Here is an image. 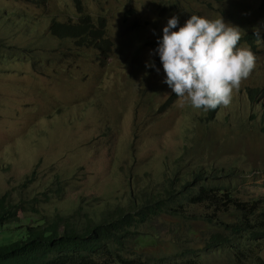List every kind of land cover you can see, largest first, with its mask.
<instances>
[{"label":"rangeland","instance_id":"374dc122","mask_svg":"<svg viewBox=\"0 0 264 264\" xmlns=\"http://www.w3.org/2000/svg\"><path fill=\"white\" fill-rule=\"evenodd\" d=\"M83 14L103 23L113 41L103 64L97 50L50 31L54 20L76 23ZM192 14L222 16L242 37L256 29L261 37L255 68L212 119L179 106L177 96L168 102L174 93L162 83L158 47L148 43L163 36L173 15L183 26ZM0 40V196L23 204L24 227L77 213L100 221L109 210L139 205L146 189L162 191L172 175L175 188L187 180L195 188L230 184L242 201L264 199V0H0ZM150 61L155 67H146ZM248 87L262 90L252 99ZM199 168L209 175L195 181L190 173ZM205 210L186 204L189 215ZM220 218L231 223L236 213ZM211 229L162 213L119 251L177 257L194 248L199 264H258L207 248ZM13 238L5 226L0 242ZM258 249L264 261V240Z\"/></svg>","mask_w":264,"mask_h":264},{"label":"trees","instance_id":"16d2710c","mask_svg":"<svg viewBox=\"0 0 264 264\" xmlns=\"http://www.w3.org/2000/svg\"><path fill=\"white\" fill-rule=\"evenodd\" d=\"M76 1L80 3V0ZM50 31L59 39L72 38L80 46L97 50V58L102 64L105 63L103 58L111 56L113 44L105 35L103 23L94 24L88 14L81 15L80 21L76 23L54 20ZM257 40L255 32H247L241 39L250 43L253 52L256 51ZM161 41L162 38L148 43L156 47ZM3 47L5 44L0 40V49ZM157 63L162 65L159 57ZM247 90L252 99H255L256 95L258 97L260 92L254 87H248ZM175 97V94L171 95L168 102ZM219 109L220 107L209 110L208 119L215 117ZM190 175L193 180L198 181L201 178L206 179L209 172L199 168L193 170ZM221 176L229 175L223 173ZM167 182L169 186L166 185L157 193L144 190L139 205L109 210L100 221H95L88 214L83 216L77 213L70 217H44L25 227L19 222V210L25 209L23 204L14 202L9 194L2 195L0 232L5 226H9L15 239L0 242V264H199L198 250L194 248L185 249L178 253L177 257H145L135 253L123 255L119 251V247L124 245L127 238L144 237L137 228L162 213H171L187 221L203 220L212 227L206 240L207 248L222 246L230 251V256L234 253L240 260L243 256H250L258 264H264L261 249H258L260 240H264V199L242 201L234 197L235 188L230 184L223 187L201 185L195 188L192 181L187 180L180 188H175L174 175L170 176ZM186 204H197L208 210L191 211L189 215ZM228 212L236 213L235 221L229 223L220 218V213ZM83 217L85 220L81 222ZM223 226L224 231H220ZM109 241L116 242L117 246H108L106 243Z\"/></svg>","mask_w":264,"mask_h":264},{"label":"clouds","instance_id":"9594fccd","mask_svg":"<svg viewBox=\"0 0 264 264\" xmlns=\"http://www.w3.org/2000/svg\"><path fill=\"white\" fill-rule=\"evenodd\" d=\"M178 26L179 16L173 15L163 28V36L159 38L162 41L156 46L155 52L166 74L162 83L178 97L181 107L188 103L205 112L228 107L257 60L251 46H240L242 29L226 23L222 16L209 19L196 14ZM255 35L261 40L259 29ZM146 67H155L154 61Z\"/></svg>","mask_w":264,"mask_h":264}]
</instances>
